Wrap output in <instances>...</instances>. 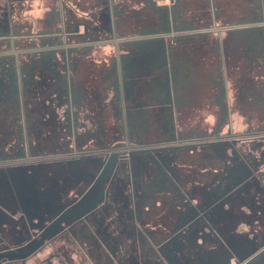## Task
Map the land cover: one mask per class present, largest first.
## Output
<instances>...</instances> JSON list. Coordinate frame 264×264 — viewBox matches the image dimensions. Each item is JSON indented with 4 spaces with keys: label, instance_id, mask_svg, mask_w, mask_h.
Returning a JSON list of instances; mask_svg holds the SVG:
<instances>
[{
    "label": "crops",
    "instance_id": "0c3cea01",
    "mask_svg": "<svg viewBox=\"0 0 264 264\" xmlns=\"http://www.w3.org/2000/svg\"><path fill=\"white\" fill-rule=\"evenodd\" d=\"M94 29H102V40L94 38L100 31ZM38 38L51 44L28 48ZM0 44L7 45L0 59L13 65L7 75L23 92L28 54L34 55L29 59L34 68L48 65L41 55L65 57L72 152L78 134L74 89L85 81L84 71L73 70L74 52L102 51V158L108 146L130 151L126 172L135 228L121 222L127 214L116 212L119 226L103 233L109 238L97 255L74 230L58 235L52 248L31 262L185 264L183 256L193 253L190 264H213L220 258V237L243 231L260 242L263 254L256 264H264V0H0ZM17 106L26 117V101ZM57 134L64 138L65 132ZM32 150L37 154V147ZM225 187L232 190L219 198ZM193 189L204 198L189 195ZM22 193L14 201L2 190L0 248L26 238L28 217L52 218L62 202L51 191ZM220 199L221 218L213 228L192 223L198 220L178 229L191 210L200 212ZM10 210L24 213V223L9 225ZM204 233L212 238L202 241L198 236ZM141 234L150 245L140 241ZM154 252H161L160 258Z\"/></svg>",
    "mask_w": 264,
    "mask_h": 264
},
{
    "label": "rangeland",
    "instance_id": "374dc122",
    "mask_svg": "<svg viewBox=\"0 0 264 264\" xmlns=\"http://www.w3.org/2000/svg\"><path fill=\"white\" fill-rule=\"evenodd\" d=\"M94 30L97 32L100 30L94 38L102 40V29ZM77 32L79 33L80 30H77ZM50 44L51 42L45 44L38 38L34 44H28V48L47 47ZM6 51L7 45L0 44V54ZM75 51L72 67L77 73L81 74L84 71L83 79L85 81L84 84L80 82L74 89L76 113L73 118L76 121L75 131H78V134L75 141L76 151L73 152L72 119L70 118L71 109L69 108L70 96L67 90V81L64 77L65 57L60 54L56 59L50 60L52 56L41 55L47 57L48 65L42 66L43 68H34L31 66L32 61H29L34 55L28 54V61L25 62L28 75L24 92L19 91L17 82L7 75V71L13 67L11 61L0 59V172L5 171L4 176L0 175V195L2 190H6L9 197L15 201L18 199L15 194L20 191L23 194L22 191L26 193L27 190H33L34 192L36 189H40L43 193L51 191L55 197L59 196L62 200L61 204L58 205L57 215L52 218L31 220L28 217L26 220L24 219L25 214L20 213V211H7V217L10 220L8 221L9 225L13 220L22 221V224L26 220L29 234L25 236V239L23 238L13 245L0 248V264H9L12 260H20L22 264H34L31 261L35 255L49 251L58 235L68 234L71 231L74 233V230L82 234L79 237L80 243L91 245L89 246L90 250L97 255L98 248L109 238L103 233L107 234V229H112L114 224L120 223L118 219L114 218L116 212L127 214L126 219L121 220V222L129 230L135 228L134 220L130 219L132 194L126 172V167L130 163V160H128L130 151L126 146H108L104 158H102V51L97 48L81 51L75 49ZM52 64L58 66V72ZM55 72L59 76H55ZM33 77L36 82L39 80L40 84L38 82L34 83ZM56 81L57 84L53 88L52 86ZM37 84L40 86L38 87ZM24 100L28 106L25 109L27 118L24 117V109L16 107V104L18 105L19 102ZM8 103H12L15 107H6ZM82 105L89 107H82ZM21 116L27 119V124ZM25 128L29 129L28 139L25 138L23 133ZM58 129L65 132L64 138L62 135L57 134ZM33 147H37V154H34ZM56 153H59V155ZM158 153H162V151ZM47 168L48 170H45ZM119 177L120 184L118 182ZM110 183L112 187L109 194H106V188ZM231 190L226 187L219 189L217 195L219 198H223ZM191 191L190 194L188 193L189 195L193 198H199L200 194H197L194 189L193 193ZM212 192L213 190H210L209 195H207L209 201L213 197ZM102 194H105L103 199ZM200 198H204V196L202 195ZM25 199L29 200L30 198L26 196ZM36 200L38 201V198ZM30 205L34 206L33 203H28L26 206ZM2 206L0 204V211L4 213L6 209H3ZM18 206L20 205L15 204L13 208ZM222 206L220 199L219 203L214 201L208 206L202 205L199 208L200 212L196 213L191 210L188 219L182 221L180 226L177 227L181 229L185 225L188 226L189 222L198 220L200 222L192 223H199L198 225L202 224L204 226L206 222V224L208 223L209 226L213 227V225H216L217 217L221 218ZM45 207L44 204L43 207H40V213L47 214L49 212ZM36 209L38 210V208ZM4 214L6 215V213ZM4 214H1L3 215L2 218H7ZM63 218H65L64 221L47 234L48 230ZM241 223L239 222V226L242 225ZM88 229H93V232H88ZM200 229L205 232L204 227H198L197 231L201 232ZM242 232L220 237L218 255L219 257H228L226 255L230 247L228 244H232L231 247L233 248L238 245L242 250L249 242L247 245L252 244L257 247V250L251 253L253 250V247H251L248 252L235 254L230 264H245L249 259L252 261L250 264H256L259 261L257 260L259 255L257 254L260 252V242H256V238L246 236ZM210 237L211 234L209 236L206 233L203 237L202 235L198 236L202 241L210 240ZM139 239L142 243L149 244L144 235L141 234ZM244 239L245 244L243 243ZM39 243H41L40 246L25 258L2 256L10 254L23 255L33 250ZM235 249L238 250L239 247ZM167 250L168 248H165L163 253L164 257L166 256L169 260ZM154 253L153 257L160 258L161 255L159 256V254L161 252ZM183 257L186 259L185 264H190L193 253ZM45 260H50V254L44 258Z\"/></svg>",
    "mask_w": 264,
    "mask_h": 264
},
{
    "label": "flooded vegetation",
    "instance_id": "af4514ba",
    "mask_svg": "<svg viewBox=\"0 0 264 264\" xmlns=\"http://www.w3.org/2000/svg\"><path fill=\"white\" fill-rule=\"evenodd\" d=\"M217 222V221H216ZM214 227V226H213ZM212 227V228H213ZM246 241H248L247 239H246ZM250 241V240H249ZM244 244H245V239H244V242H243ZM247 243V242H246ZM249 243V242H248ZM247 243V244H248ZM245 245L244 246V248L242 249V250H240V246H234L235 248H238L239 247V249L238 250H236L235 248H233V247H231L232 246V244H228V246L230 245V247H229V249L227 250V254L226 255H228V257H220L218 260H216L213 264H230V261H231V259L233 258V256L235 255V254H238V253H244V252H248V249L250 248L251 249V247H253V249L255 248V246H253L252 244L249 246V245ZM234 245V244H233ZM262 252L260 251V252H258V254L257 255H259L258 256V258H257V260H260V257L262 256ZM256 256V255H255ZM243 262H245V261H243ZM250 263H252V261H251V259H249L248 260V262H246L245 264H250Z\"/></svg>",
    "mask_w": 264,
    "mask_h": 264
},
{
    "label": "water",
    "instance_id": "95a60500",
    "mask_svg": "<svg viewBox=\"0 0 264 264\" xmlns=\"http://www.w3.org/2000/svg\"><path fill=\"white\" fill-rule=\"evenodd\" d=\"M232 142H236V141H232ZM105 194H102V199H103V196H104ZM64 219L65 218H63L60 222H58V223H56L55 225H53L49 230H48V232H47V234H49L50 233V231L54 228V227H56L57 225H59V224H61L63 221H64ZM40 244L41 243H39L38 245H36V247L33 249V250H31V251H29V252H27V253H25V254H23V255H17V254H10V255H2L3 257H12V258H25L26 256H28L30 253H32L33 251H35L39 246H40ZM254 250H257V247H255L252 251H251V253H253L254 252Z\"/></svg>",
    "mask_w": 264,
    "mask_h": 264
}]
</instances>
